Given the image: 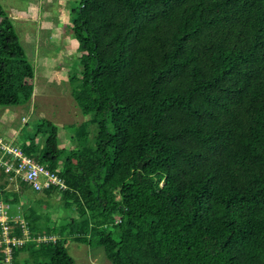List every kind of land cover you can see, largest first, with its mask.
<instances>
[{
	"label": "trees",
	"instance_id": "obj_1",
	"mask_svg": "<svg viewBox=\"0 0 264 264\" xmlns=\"http://www.w3.org/2000/svg\"><path fill=\"white\" fill-rule=\"evenodd\" d=\"M75 14L71 82L89 118L72 148L47 118L20 135L66 190L0 167L9 235L26 239L11 264H74L72 239L112 264H264V0H81ZM34 84L0 2V105L31 100Z\"/></svg>",
	"mask_w": 264,
	"mask_h": 264
},
{
	"label": "rangeland",
	"instance_id": "obj_2",
	"mask_svg": "<svg viewBox=\"0 0 264 264\" xmlns=\"http://www.w3.org/2000/svg\"><path fill=\"white\" fill-rule=\"evenodd\" d=\"M43 1L44 5L41 2L39 11H37L41 14L39 16L42 17V14L49 10L53 15L58 17L59 0H52L53 3L51 4H49V2L47 3V0ZM80 1L81 0L66 1L68 6L66 9L67 13L62 12L65 15L63 22H56L60 24V27L63 29V35L59 41L51 42L49 37L46 36L44 39H39L37 43H31L28 39H25L26 29L24 27L34 26L33 29H35L36 24L27 16L33 13L31 6L35 5V0H0L7 14L13 19L14 26L20 36L28 58L35 68V84L32 99L23 101L20 105L16 106L6 107L0 105V138L13 140L14 143L19 144L21 139L20 135L25 138L29 135H33L38 121L42 118H47L59 127L61 147H73L72 136L74 133L71 130H73L75 125H79L89 118L84 116L79 109L73 96V89L76 83L73 84L71 82V77L75 75L80 77L81 71V67L77 63L78 43L72 31L73 17L76 16L75 13L79 8ZM25 13L27 15H25ZM19 17L24 18V20ZM25 17L27 19H25ZM38 21L37 26L40 25L41 22L39 19ZM74 41L76 42V51H72L73 53L68 52L66 56L63 58L59 57V60L53 63L52 59L57 57V54L62 50L67 51L70 49ZM34 44L37 46L35 51L33 50ZM47 65L56 66V68H54V74H58V76L53 78L50 77L49 79L42 71V69H44L42 67ZM13 111H17L15 113V118L12 116ZM10 118L13 120L12 122H8ZM11 129H13V132L14 130L18 132L15 134L13 133V135L11 134ZM90 130L92 132L91 136H93L96 130L95 126L91 125ZM2 157L3 151L0 148V159ZM18 184L19 182L17 181L15 186L17 187ZM52 205L53 208L50 210L51 218L58 221L63 214L60 195L52 198ZM67 249L75 260L74 264H112L102 246L96 244L90 245L86 241H76L72 239L68 242Z\"/></svg>",
	"mask_w": 264,
	"mask_h": 264
},
{
	"label": "built area",
	"instance_id": "obj_3",
	"mask_svg": "<svg viewBox=\"0 0 264 264\" xmlns=\"http://www.w3.org/2000/svg\"><path fill=\"white\" fill-rule=\"evenodd\" d=\"M0 148L3 151V157L0 159L1 166L5 167L7 172H14L13 178L20 177L25 180L35 191H43L52 185L58 186L59 190L62 191L68 188L56 172L45 167L34 156L25 153L20 144L14 143L13 140L0 138ZM9 211L10 204L0 203V222L3 230V239L0 240V243L6 244L7 258L5 264H11V244H22L26 240L9 235V223L12 219ZM116 221L119 222V219ZM21 222L24 223L23 220ZM50 239H55V237H50Z\"/></svg>",
	"mask_w": 264,
	"mask_h": 264
},
{
	"label": "crops",
	"instance_id": "obj_4",
	"mask_svg": "<svg viewBox=\"0 0 264 264\" xmlns=\"http://www.w3.org/2000/svg\"><path fill=\"white\" fill-rule=\"evenodd\" d=\"M67 0H59L60 5L58 6V17L53 15L52 12L45 11L42 15V17H40L37 11H39V6H41V2L44 5V1L43 0H35V5H32L31 10L33 11V13L30 14H26L27 16H29V18L31 19V21H34L35 25V29H33L34 26H30V27H24L26 29V34H25V39H28V41H30L31 43H37L39 41V39H44L46 36L49 37L51 42H55V41H59V39H61V36L63 35V29L60 27V24L56 23L57 21H59L60 23L63 22V18L65 17L64 13H67V6L68 4L66 3ZM70 1V0H68ZM49 2V4L53 3L52 0H47V3ZM81 2V1H80ZM48 6V5H47ZM54 8V7H52ZM64 12V13H62ZM31 15V17H30ZM60 16V19H59ZM20 19L22 17H19ZM28 18V19H29ZM25 19H27L25 17ZM38 19L41 21L40 25L37 26V22ZM22 20H24V18H22ZM28 22V21H27ZM32 31V34H31ZM77 41V40H76ZM35 45V44H34ZM73 46L70 47V49L66 50H62L60 53L57 54V57L53 58L52 61L53 63L57 62L59 60V57H64L67 55V53H71L72 51H76L75 50V46H76V42L74 41L72 43ZM37 49V46H33V50L35 51ZM73 53V52H72ZM77 53L79 55V52L77 50ZM81 67V66H80ZM44 69H42V71L48 76V78L50 79V77H55L58 76V74H54V68H56V66H51V65H47L45 67H42ZM68 70V68H67ZM41 71V72H42ZM66 77V76H65ZM17 111H13V118H15V113ZM13 120L10 118L8 119V122H12ZM12 133L11 134H15L18 131L11 129ZM13 134V135H14ZM59 138H60V130H59ZM60 146H61V141H60Z\"/></svg>",
	"mask_w": 264,
	"mask_h": 264
}]
</instances>
